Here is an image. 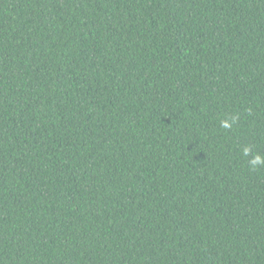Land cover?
<instances>
[{
	"label": "trees",
	"instance_id": "trees-1",
	"mask_svg": "<svg viewBox=\"0 0 264 264\" xmlns=\"http://www.w3.org/2000/svg\"><path fill=\"white\" fill-rule=\"evenodd\" d=\"M0 264H264V0H0Z\"/></svg>",
	"mask_w": 264,
	"mask_h": 264
},
{
	"label": "clouds",
	"instance_id": "clouds-1",
	"mask_svg": "<svg viewBox=\"0 0 264 264\" xmlns=\"http://www.w3.org/2000/svg\"><path fill=\"white\" fill-rule=\"evenodd\" d=\"M223 126H224V127H228V125H227V124H224Z\"/></svg>",
	"mask_w": 264,
	"mask_h": 264
}]
</instances>
